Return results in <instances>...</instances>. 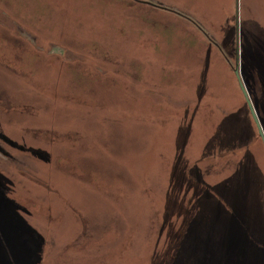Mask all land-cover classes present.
<instances>
[{"label": "rangeland", "instance_id": "obj_1", "mask_svg": "<svg viewBox=\"0 0 264 264\" xmlns=\"http://www.w3.org/2000/svg\"><path fill=\"white\" fill-rule=\"evenodd\" d=\"M177 1L0 0V264H219L200 160L245 103L219 40L238 11L264 106V0Z\"/></svg>", "mask_w": 264, "mask_h": 264}, {"label": "trees", "instance_id": "obj_2", "mask_svg": "<svg viewBox=\"0 0 264 264\" xmlns=\"http://www.w3.org/2000/svg\"><path fill=\"white\" fill-rule=\"evenodd\" d=\"M161 1L173 8L188 10L187 7H181L177 0L167 1L172 5L165 0ZM159 8L164 9L162 6ZM200 16L197 13V18ZM218 16L224 24L229 17L223 16L221 10ZM234 18L236 20V12ZM240 30L241 35L242 33L244 35L245 31L241 23ZM223 33H225L224 39L218 42L227 59L231 60L235 56L236 66V21L232 24V20H229V23L223 27ZM247 51L246 45L242 42L240 75L264 132V106L259 104L256 96L257 88L253 86L258 81L256 79L258 64L253 62L254 56ZM251 57H253L252 61H250ZM234 75L236 76L235 72ZM236 79L239 90L243 92L237 76ZM235 109V130L231 141L236 145L213 154L205 152L200 160L205 185L203 189L206 194L214 195L217 207H220V216L227 219L222 224L225 228H221L220 233L228 240L219 244L221 256L218 263L264 264V141L246 97L244 105L236 106ZM220 130V128L216 130L215 137H219L222 142L223 133H220ZM210 177H215L217 182L208 187Z\"/></svg>", "mask_w": 264, "mask_h": 264}, {"label": "water", "instance_id": "obj_3", "mask_svg": "<svg viewBox=\"0 0 264 264\" xmlns=\"http://www.w3.org/2000/svg\"><path fill=\"white\" fill-rule=\"evenodd\" d=\"M140 2H142V3H146V4H149V5H153V6H158V5H155V4H153L152 2H148V1H140ZM158 7H160V6H158ZM163 8H164V10L172 11V10H170V9H168V8H165V7H163ZM181 16H182V15H181ZM236 26H237V48H236V51H237V59H236V66L234 67V72H235V74H236V76H237V78H238V80H239L240 87H241V89H242V91H243V93H244V95H245V97H246V99H247V101H248V104H249L250 110H251L252 115H253V117H254L256 123H257V126H258V128H259L260 134H261V136H262V138H263V141H264V132H263L262 126H261V124H260V122H259V120H258V117H257V115H256V112H255V110H254V107H253V105H252V103H251V101H250V98H249L248 92H247V90H246V87H245V85H244V83H243V81H242L241 75H240V70H239V67H240V46H239V40H240V38H239V32H240V18H239V13H238V11H237V14H236ZM217 46H218V45H217Z\"/></svg>", "mask_w": 264, "mask_h": 264}, {"label": "flooded vegetation", "instance_id": "obj_4", "mask_svg": "<svg viewBox=\"0 0 264 264\" xmlns=\"http://www.w3.org/2000/svg\"><path fill=\"white\" fill-rule=\"evenodd\" d=\"M0 140H2V142H4V141L7 142V139H5L3 133H1V132H0ZM0 148H1V146H0Z\"/></svg>", "mask_w": 264, "mask_h": 264}]
</instances>
